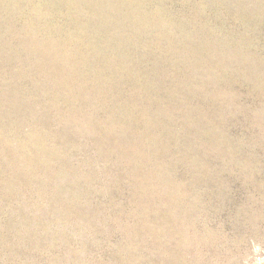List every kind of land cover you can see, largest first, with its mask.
I'll return each mask as SVG.
<instances>
[{"label": "rangeland", "instance_id": "374dc122", "mask_svg": "<svg viewBox=\"0 0 264 264\" xmlns=\"http://www.w3.org/2000/svg\"><path fill=\"white\" fill-rule=\"evenodd\" d=\"M0 264H264V0H0Z\"/></svg>", "mask_w": 264, "mask_h": 264}]
</instances>
